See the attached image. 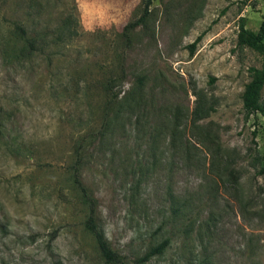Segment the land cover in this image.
Returning a JSON list of instances; mask_svg holds the SVG:
<instances>
[{"label":"rangeland","instance_id":"obj_1","mask_svg":"<svg viewBox=\"0 0 264 264\" xmlns=\"http://www.w3.org/2000/svg\"><path fill=\"white\" fill-rule=\"evenodd\" d=\"M145 2L0 0V264H104L77 150L127 264L165 238L142 264H264V116L241 99L262 56L236 44L264 0Z\"/></svg>","mask_w":264,"mask_h":264},{"label":"trees","instance_id":"obj_2","mask_svg":"<svg viewBox=\"0 0 264 264\" xmlns=\"http://www.w3.org/2000/svg\"><path fill=\"white\" fill-rule=\"evenodd\" d=\"M150 4V0H146V8ZM146 13V10H145ZM143 16H141L142 18ZM17 35L25 38V32L22 27L15 26ZM199 37H197L194 42L190 44L191 50L194 48L198 42ZM30 45L28 39L25 40ZM236 44L238 46L247 47L257 54L262 56V61L260 67H250L248 72L250 74L249 81L244 85L242 91V109L246 115H252L256 113H261L264 116V104L260 102V92L264 86V21L259 25L256 30H251L245 26L244 19L241 18L239 22L238 32L236 35ZM107 89L110 90L111 101L114 95L110 89V81L106 83ZM108 117L105 115V124H108ZM1 125V124H0ZM80 150L75 152V160L71 165V178L72 182L75 184L76 188L80 193L82 202L88 207V214L84 221V227L88 233H90L96 243L97 249L104 264H127L122 256L115 251L109 241L104 236L103 232L100 230L97 222L96 208L97 200L93 197L86 186H84L81 180L80 171ZM260 173L264 175V166L260 169ZM55 238L53 233L51 239ZM169 245V239L165 238L156 245H154L147 253L143 254L139 259V264L148 261L151 257L162 254Z\"/></svg>","mask_w":264,"mask_h":264}]
</instances>
